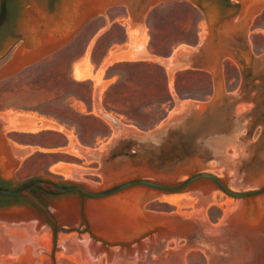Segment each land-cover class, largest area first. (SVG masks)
Instances as JSON below:
<instances>
[{
    "label": "rangeland",
    "instance_id": "obj_1",
    "mask_svg": "<svg viewBox=\"0 0 264 264\" xmlns=\"http://www.w3.org/2000/svg\"><path fill=\"white\" fill-rule=\"evenodd\" d=\"M11 1L15 0H10L7 6ZM28 2L19 0L18 12L15 16H10L7 27L0 31L1 36L9 33L12 26L16 27L15 33L0 48V60L8 55L24 34L25 22L30 18L25 8ZM200 2L217 18H221L216 0ZM229 2L236 4L238 1ZM29 3L44 10L48 18L60 10L64 12L71 8H76V15L78 10L85 12L81 5L77 7L79 4L74 0H59L53 12L48 8L51 2ZM237 9L236 4V7L227 10L225 17L232 15ZM125 11L129 14L133 11L137 21L144 22L149 36L148 49L156 56L166 57L180 44L193 45L207 32L200 10L188 0H120L109 3L100 11L89 12L82 19L84 22L81 27L65 42L66 46L62 43L56 49L28 61L12 76L0 79V120L9 122L11 116L17 114L21 119L28 116L44 121L49 119L64 129L71 128L78 145H100L101 150L106 149V155L111 152V155L117 153L116 156L112 160L104 161L106 157H103L101 150V158L97 160L94 158L96 154H44L53 149V146L63 143V140L47 132L50 128H39L34 132L19 131L23 135L17 137V140L34 145L38 152L24 159H17L14 163L11 160L9 175L4 176L0 165V181L9 189H15L30 180L42 179L67 186L77 185L87 191H97L122 182L120 180L110 185L104 184L107 170L104 172L103 169L109 167V164L116 169L137 162L133 165L145 166L144 169L152 175L138 172L127 179L145 178L173 186L180 184L188 174L204 171L220 179L229 190H250L252 187L245 184L247 178L253 173L264 172V9L254 15L246 27L249 53L259 58V62L254 67L246 65L242 73L232 59H227L224 68L220 70L222 95L235 97L238 93L245 97L238 104L247 106V109L237 110L240 106H234L233 99L220 101L217 109L208 117L180 121L174 127L157 133L154 131L162 125L168 111L180 100H211L213 86L209 75L184 71L174 76L170 73L169 78H166L160 67L150 64L115 65L108 73L119 74L120 78L105 93L103 109L96 104L91 107L92 84L86 77L93 78L95 83L101 82V78L92 76L89 62H83L85 71H90L84 79L77 80L70 72L71 60L82 53L95 31L103 23L108 27L110 19L124 15ZM30 16L34 21L38 15L33 13ZM78 18L80 19L79 16ZM35 20L40 23L42 18ZM128 25L130 28V21ZM32 26L34 23L29 29L35 30L36 27ZM123 39L124 32L121 27L113 25L106 29L92 52V61L98 62L111 42H121ZM38 40L39 38L36 42ZM249 97L253 100L248 101ZM78 107L81 112L76 111ZM170 117L172 115L169 114L168 118ZM114 119L117 126L114 125ZM125 126L131 127L133 131H125V135L117 137L119 128H126ZM195 157L206 159V164L182 173L176 172L180 165H185L190 158ZM228 157L235 161L229 163L226 159ZM55 165H61L59 168L64 171L56 170ZM14 170H17L15 174ZM158 174L161 176L159 179ZM207 183L209 181L197 180L175 193L158 191L143 209L158 214L190 217L192 212H202L204 222L210 225L220 223L235 199L215 187L207 194L209 200L202 202L200 189H204ZM29 193L52 214L56 225L55 249L53 250V225L43 211L22 197L0 199V264H78L66 255L63 256L60 246L84 235L91 238L86 231V228H91L86 213L87 204L91 201L82 199L75 192L55 196H45L34 190ZM81 205L84 207L83 211ZM59 206L69 208L66 222L54 211ZM23 215L34 219L29 221L39 223L41 239L28 234V226L23 224L24 227L20 228L5 219ZM16 229L25 230V235L23 232L11 233V230ZM227 232L218 234L217 231L209 229L207 233L197 229L188 240L158 241L151 249L155 244L152 242L151 251L146 256L111 263L103 255L96 264H264V220L253 231L256 236L241 234L234 229H228ZM93 235L105 249L108 246L129 247L140 241L138 238L139 240L133 241L110 242L95 233ZM4 259L8 260L7 263Z\"/></svg>",
    "mask_w": 264,
    "mask_h": 264
},
{
    "label": "bare ground",
    "instance_id": "obj_2",
    "mask_svg": "<svg viewBox=\"0 0 264 264\" xmlns=\"http://www.w3.org/2000/svg\"><path fill=\"white\" fill-rule=\"evenodd\" d=\"M74 1L75 3L77 2L79 4L77 5V7L81 5V8L85 11L84 13L80 12L81 13L80 19L77 18L78 15H76V8L74 10H72V8L68 9L66 10V12L69 13L70 17L73 16L74 20L78 22L82 20L83 18H85V16L92 10L100 11L104 8V6L108 5L109 3L111 4V3H114L120 0H74ZM235 1L240 2V4L242 5V9L245 10L246 14L244 15V21H245L246 26L248 25V23L250 22V20L252 19L254 15H256L259 11L264 9V0H235ZM38 24H39V20H34V26L32 27L35 28L36 25ZM74 24L77 25V23L75 22ZM233 25L234 24L232 22L224 23V26H225L224 30H226L227 32L226 35L228 34V32H235L238 30V27L233 26ZM29 30L32 31V33L30 34L31 38H35V39L39 38L38 41H41L42 43L46 41V39L44 40V38H41V36L39 37L38 36L39 34H37L35 30H32V28ZM133 34L135 33H132V35ZM49 38L50 37L47 38L48 42H49ZM51 41L50 43H53L56 40L54 41L51 40ZM43 49H44V46H43ZM41 53L38 52L36 55L39 56V54ZM27 55L25 57H28ZM36 55H33V56H36ZM20 64H23V61ZM89 72L87 71L85 73L83 70H81V68L80 69L76 68L74 70V76L77 80L82 79V78L84 79V77H86V74ZM186 104L187 102H182L180 106V110H183ZM196 105H197V108H196L197 111L201 112L204 109V105H200L197 103ZM242 109H247V106H240L237 110L242 111ZM17 115L11 116L10 119L8 118L10 120L9 121L10 126L15 130H18L21 132H30V131L34 132L38 130L39 128H43V129L50 128V129H58L60 131L66 132L63 127L59 125H55L53 122L47 123L45 122L46 120L44 121L41 119H36L31 116L30 118H28L29 117L28 116L26 119H21ZM171 115H173V113H171ZM124 129L126 132L133 131L131 129L129 130H127L126 128ZM68 137L70 139L71 144L75 146V149L72 150L73 155L82 156L80 149L78 148L77 144L74 142L73 136L71 134H68ZM206 162L207 161H200L199 159L193 160L190 164L188 162L183 169H176V172L182 173V172L188 171V169L199 167L198 165L202 167L201 164H203L204 166ZM11 164L12 163H11L10 152L7 146L4 144V142L0 139V165L2 166V171H3L4 176L9 175L10 173L9 167ZM144 168L146 167L145 166H134L132 165V163L125 164L121 167H118L112 170L109 173H106L104 175V178H105L104 184L110 185L120 180L124 182L123 180L127 179L128 177L130 178L131 176L135 174H138V172H144L148 176L152 175L150 172L146 171ZM160 177L161 176L157 178L159 179ZM122 182H118V183H122ZM118 183H115V184H118ZM115 184L111 186H114ZM247 184L252 187L251 189H257V188L262 187L264 185V172H260L257 175L251 177ZM106 188H102L97 191H101ZM213 188H215L214 185L208 184L206 187H204V189L203 188L200 189V192L202 195L201 197L202 202H206V200H208L207 194ZM146 191H149V190H147V188L145 187L135 186V187L130 188L129 190L125 189L124 191L115 193L111 197H107L105 199L104 198L94 199V200L89 199L91 202H88L87 204L86 213H87V220L91 228H86V231L89 232L88 234H90L91 238L88 235H84L82 236V238L77 237L75 239L73 237L74 239L68 240L66 243L64 242L60 246L62 255L63 256L66 255L68 259H71L77 262L78 264H96L100 256H103V255H106L107 260L111 263H114L121 259H132L134 257L146 256L145 254L148 251L149 252L151 251V249L156 245V242L162 239V238H159L160 236L158 234H154L150 237H146L145 239H143L144 241L140 240L138 243H135L129 247L117 248L116 246H108L106 249L103 247V245L99 243V241H96L94 239L96 237L93 235L95 233L97 236H100L106 240H109L110 242H120V241L123 242V241L131 240L133 238L139 237V235L143 232V230L146 229L144 224L147 220H149L148 219L149 216H152V217L155 216V213L144 210L143 206H145L151 200H153L155 196L154 193H156L157 195L158 191L150 190V194H151L150 199L148 202L144 204L141 201V198H142L141 196ZM68 210L69 208L65 206H59L54 211L56 215L59 218H61V220L64 219V221L66 222L67 216L69 214ZM81 210H82V205H81ZM192 214H193L192 216H200L201 218H204V215L202 214V212H199V213L192 212ZM225 215L226 216L224 217L223 221L220 222V224L229 222L231 220V218L229 217H232V220H233V223H230V225L227 227L226 233H228L227 232L228 229H234L241 234H248L249 236H256L257 234L254 233L253 231H255L259 223L262 220H264V194L256 197L252 202L250 200L249 202H247L245 199H241V198L235 199L234 201L231 202L229 209L225 211ZM5 219L10 221L11 223H14L13 225L19 226L20 228L22 226L24 227V225L28 226V228H30V231H28V234L31 233L34 238L41 239V236H40L41 229L38 228L39 223H37L36 221H29V220H34V219H30L26 215H23L20 217L13 216L10 218H5ZM16 226L14 227L16 228ZM24 231L25 230L23 229H16V230H11V233L14 234V233L23 232V234L25 235L26 232L24 233ZM172 241H177V240L175 238H172ZM152 242H155V244H153L150 249V244ZM4 260L5 262L8 261L7 259H4Z\"/></svg>",
    "mask_w": 264,
    "mask_h": 264
},
{
    "label": "water",
    "instance_id": "obj_3",
    "mask_svg": "<svg viewBox=\"0 0 264 264\" xmlns=\"http://www.w3.org/2000/svg\"><path fill=\"white\" fill-rule=\"evenodd\" d=\"M10 0H5V4H8ZM163 1H172V0H163ZM194 7L198 8L206 22L207 25V32L203 34L202 38L193 46H189V48H185L182 50L177 51L170 61L165 62V66L168 67L170 71L174 69L180 68H191V69H198L204 70L212 75L214 78V89L212 92L211 100L208 101L204 105V110L199 112L197 111V105L194 101L188 102L183 110H180V103H177L172 109L174 110V114L170 118H166L162 125L156 129L154 132H162L166 129L172 128L177 125L180 121L184 122L187 120L193 119H203L205 116L208 117L211 113H213L220 101L226 102L229 99H233L234 106L238 103H242L241 101L245 98L243 96H239L237 93L234 97L233 95H222V85L220 82V70L222 68V61L226 59H232L240 72H244V67L246 65L254 67V65L259 62V58L254 57L249 53L248 45L246 42V24L244 21L245 10L242 9V5L240 2H236L238 9L232 15L227 17L217 18L212 11H208L200 0H188ZM3 0H0V10L2 7ZM240 4V5H239ZM236 20V21H235ZM229 22L233 23V26L238 27V30L235 32H228L226 35V30H224V23ZM241 27V28H240ZM225 33V34H224ZM21 51L19 52V55ZM248 101H252L253 98L249 97ZM114 125L117 126L115 121ZM119 135H125L124 131L119 129ZM235 146V143L232 142ZM238 146V144H236ZM199 159L200 161H207L201 157L190 158L185 165H180L178 169H183L186 164H189L193 160ZM227 161L230 163L235 161V159L226 158ZM137 163V162H136ZM135 162L133 164H136ZM132 164V165H133ZM229 166V164H228ZM260 172V171H259ZM259 172L253 173L252 175L247 178L245 184H247L251 177L257 175ZM197 180H206L209 181L207 184L214 185L217 189L221 192L226 194L229 197L234 199L241 198L245 199L247 202L249 200L252 202L256 197L264 194V185L257 189H251L248 191L243 192H234L229 190L226 185L218 179L216 176L204 172L198 171L195 173L188 174L187 177L178 185L168 186L156 182H152L145 178H134L130 180H126L122 183L115 184L114 186H110L106 189L101 191H87L80 186L77 185H69L60 187L48 180L36 179L30 180L25 182L24 184L20 185L15 189H2L0 188V198H9L20 196L32 204H34L37 208L43 211L46 216L51 220L53 225V235H54V248L56 243V225L55 221L52 217L50 211L33 195L29 193V190L32 188H38L47 192L56 193V194H65L69 192H75L82 199H105L107 197H111L115 193H119L124 191L127 188L131 187H145L147 190L142 194L141 201L142 203H146L150 199V190L155 191H162V192H169L175 193L180 192L193 182ZM248 187V186H247ZM208 198V197H207ZM209 200V198H208ZM206 200V202L208 201ZM82 206V211H83ZM154 213V212H153ZM231 218V220L229 219ZM229 222L224 224H220L219 222L216 224H208L203 221L201 217L197 216H185L180 214H158L155 213V216H149V220L145 222V230L139 235L137 238L131 239L133 240H141L146 237H150L154 234H158L162 238L160 241L167 242L175 238L176 240H188L197 229H201L208 233L209 229H214L217 231L218 234L226 233L227 227L230 223H233L232 217H229ZM139 238V239H138ZM95 239V238H94ZM121 242V241H120ZM139 242V241H137Z\"/></svg>",
    "mask_w": 264,
    "mask_h": 264
},
{
    "label": "crops",
    "instance_id": "obj_4",
    "mask_svg": "<svg viewBox=\"0 0 264 264\" xmlns=\"http://www.w3.org/2000/svg\"><path fill=\"white\" fill-rule=\"evenodd\" d=\"M130 1L132 2L134 0H130ZM25 8H26V14H28L30 18H28V20H26L25 22L26 24H25L24 34L22 35V38L18 41V43H16L13 49L9 51L8 55H6L3 59L0 60V79L7 78L15 74L16 71L22 68V66H24V64H26L28 61L33 60L36 57H38L36 55L38 52L40 53L42 52L41 54H43L46 51H50V50L52 51L56 49L62 43L64 44L65 42H68V40H70V38H72V36L74 35V32H76V30L81 27L82 22H84L83 21L84 19L81 22L75 21L73 16L70 17L69 13L66 11L63 12V10H60L55 15H52L51 18H48L49 16L44 10L37 9L34 5L30 4L29 2L25 4ZM33 13H37L38 16L36 18L38 19L42 18V21L36 26L35 31L38 32L39 37L41 36V38H44V40L46 39V41L43 43L41 41L36 42L37 40H34L31 38V35H30L31 31H29V27H31L34 21L32 20L30 14H33ZM134 14L135 13L133 11L130 14L125 11L124 15H119L113 19H110V21L108 22V27H105L104 25L105 23H103V25L100 26L95 31L92 38L85 45L82 53L77 55L74 59L71 60L70 72L72 75H74L73 73L76 68H79V69L81 68V70H83L86 73L87 71H85L83 67V62L87 60L89 62L92 76L93 77L99 76L101 78V82L95 83V80L93 78L86 77V79L89 80L92 84L91 95H90L91 96V107H93L96 104V106H100L104 109L103 98H104L105 93H107L108 90L112 86H114L120 78L119 74H115V73L109 74L108 73L109 69L115 65L150 64L153 66L160 67L162 69L163 76L166 78H169L170 73H173V76H174L177 73L184 72V71L202 72V73H206L207 75H209L210 80L212 81L213 89H214V78L212 77L210 73L204 70L191 69V68L185 67V68L174 69L170 71L168 67L165 66V62L170 61L177 51L185 49V48H189V46L195 45L200 40V38L193 45H184V44L178 45L177 47L172 49L169 55L166 57L156 56L153 53H151L150 50L148 49L149 36H148L147 29H146L144 22L140 23L139 21H137V17L135 18ZM77 15L79 17L81 15L79 10L77 11ZM145 15L142 16L143 19L145 18ZM107 17L108 16L106 15V18ZM129 21L131 23L130 28L128 27ZM74 22L77 23V25H75ZM113 25L119 26L123 29V32H124L123 41L111 42L108 45L106 51L100 57L99 61L93 62L91 59V55H92V52L94 51V48L96 47V44L104 36V34L106 33V29H109ZM132 33H135V34L132 35ZM252 33L254 32L252 31ZM48 37H50L49 42L47 40ZM51 40L53 41L56 40V41H54L55 43L54 42L50 43ZM42 45L44 46V49ZM65 46H66V43H65ZM20 51H21L20 53L21 55H19ZM41 54H39V56ZM26 55L30 59L28 57H25ZM33 55H36V56H33ZM226 60L227 59L225 58L222 61V68H224ZM22 61H23V64H20L22 63ZM182 102H188V101L180 100L178 103L181 104ZM194 102L200 105H205L208 101H194ZM239 106L241 105L240 104L236 105L237 108ZM171 109L170 111H168V115L165 117V119L169 117V114L170 116H171V113L174 114V110L171 111ZM76 111L81 112V109H79L78 107ZM114 120L116 122V119ZM164 120L161 123H163ZM45 122L52 123L49 119L46 120ZM61 125L66 126L64 124H61ZM160 125H158V127ZM126 126H129V125H126ZM119 129L125 132L124 128H119ZM126 129L129 130L132 128L126 127ZM64 130L66 132L60 131L58 129H50L47 131L53 135L60 137L63 140V143L53 146L52 147L53 149L47 150L48 153L44 152V154H57V155H63V156L73 154L72 150L75 149V146L71 144L68 134H71L73 136L74 142L76 141V135L73 133V130L71 128H65ZM0 133H1L0 139L7 146L10 152V155H11L12 163H14L17 159H24L26 156L32 155L35 152H38L37 151L38 148L34 147V145L22 143L17 140V137H20L21 135H23V133H20L18 130L13 129L10 126V122L5 121V120H2V121L0 120ZM1 135L4 137V139ZM76 144L78 145V143ZM78 148L80 149L82 154H89V155L96 154L97 156L94 157L96 158L95 160H97L98 158H101L99 156L100 150L102 149L100 145L97 147H87V146L78 145ZM101 151H102L103 157L104 156L106 157L104 161L112 160V158L116 156L117 154V153H113L111 155V152H110L106 155L107 152L105 148ZM133 153H135V151H133ZM55 166H56L55 167L56 170H63L62 168H59L61 165H55ZM108 166L109 167H106L103 169V171L105 170L104 172H106L107 170V173H109L115 169V168H112L111 164H109ZM16 171L17 170H14V174L16 173Z\"/></svg>",
    "mask_w": 264,
    "mask_h": 264
},
{
    "label": "flooded vegetation",
    "instance_id": "obj_5",
    "mask_svg": "<svg viewBox=\"0 0 264 264\" xmlns=\"http://www.w3.org/2000/svg\"><path fill=\"white\" fill-rule=\"evenodd\" d=\"M27 1H33L35 3L38 4H44V3H50V7L49 11L53 12V8L56 7L59 3V0H27ZM19 4V0H15V1H11L10 4L7 6L6 4V14L0 19V31L3 30L5 27H7V22H9L10 20V16H15V14L18 12V5ZM11 31L9 33H5L3 35L0 36V48L3 47V45L6 43L7 39L10 37L11 34L15 33L16 27L15 25L11 27ZM60 187H64L67 185H62V184H56ZM0 188L2 189H9L8 187L4 186V184L0 181ZM17 188V187H16ZM37 191L40 192L41 194L45 195V196H55V195H60V194H56V193H51V192H47L38 188H32L29 190L30 191ZM15 197H19L20 196H15ZM9 198H13V197H9ZM23 198V197H22ZM0 199H8V198H0Z\"/></svg>",
    "mask_w": 264,
    "mask_h": 264
},
{
    "label": "trees",
    "instance_id": "obj_6",
    "mask_svg": "<svg viewBox=\"0 0 264 264\" xmlns=\"http://www.w3.org/2000/svg\"><path fill=\"white\" fill-rule=\"evenodd\" d=\"M216 5L219 8L220 11V16L221 17H225L227 10L232 8V7H236V4H232L231 2H229V0H216ZM6 4H5V0H3L2 3V7L0 10V19L6 14Z\"/></svg>",
    "mask_w": 264,
    "mask_h": 264
}]
</instances>
